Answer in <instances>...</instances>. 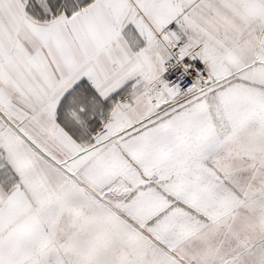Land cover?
Instances as JSON below:
<instances>
[{
  "label": "snow or ice",
  "instance_id": "snow-or-ice-1",
  "mask_svg": "<svg viewBox=\"0 0 264 264\" xmlns=\"http://www.w3.org/2000/svg\"><path fill=\"white\" fill-rule=\"evenodd\" d=\"M0 264H264V0H0Z\"/></svg>",
  "mask_w": 264,
  "mask_h": 264
}]
</instances>
